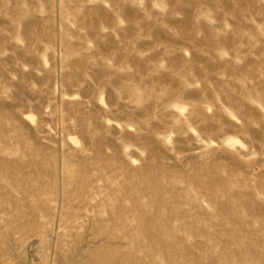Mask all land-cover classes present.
<instances>
[{
  "label": "rangeland",
  "instance_id": "374dc122",
  "mask_svg": "<svg viewBox=\"0 0 264 264\" xmlns=\"http://www.w3.org/2000/svg\"><path fill=\"white\" fill-rule=\"evenodd\" d=\"M0 264H264V0H0Z\"/></svg>",
  "mask_w": 264,
  "mask_h": 264
}]
</instances>
